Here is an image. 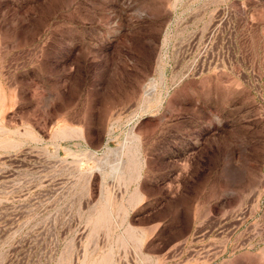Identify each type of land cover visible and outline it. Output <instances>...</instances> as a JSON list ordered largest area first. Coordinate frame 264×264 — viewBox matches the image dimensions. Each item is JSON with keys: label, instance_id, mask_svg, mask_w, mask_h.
<instances>
[{"label": "rangeland", "instance_id": "obj_1", "mask_svg": "<svg viewBox=\"0 0 264 264\" xmlns=\"http://www.w3.org/2000/svg\"><path fill=\"white\" fill-rule=\"evenodd\" d=\"M0 264H264V0H0Z\"/></svg>", "mask_w": 264, "mask_h": 264}]
</instances>
